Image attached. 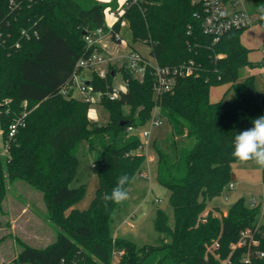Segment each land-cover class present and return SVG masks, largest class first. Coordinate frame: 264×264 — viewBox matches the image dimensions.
<instances>
[{
  "label": "trees",
  "instance_id": "1",
  "mask_svg": "<svg viewBox=\"0 0 264 264\" xmlns=\"http://www.w3.org/2000/svg\"><path fill=\"white\" fill-rule=\"evenodd\" d=\"M129 2L111 30L112 39L120 40L116 33L121 31V20L126 19L132 40L148 44L160 65L193 61L199 73L178 77L172 90L155 95L150 71L139 80L122 70L126 91L114 100L104 95L99 102L109 112L105 124L90 119L91 103L73 96L69 86L77 61L96 47L88 46L85 35L107 28L104 10L116 8L118 0H24L21 14L12 20L15 31L37 22L39 35L11 53H0L3 140L12 120L27 111L25 123L8 141L6 153L2 154L0 147V216L5 214L8 182L21 179L43 193L49 219L57 228L56 239L45 247L19 241L13 263L58 264L65 258L79 264H113L119 247L123 250L120 264H218L208 247L217 240L220 247L216 253L227 257L230 243L258 219L259 205L249 207L241 197L226 215L207 211L208 201L232 180L231 163L239 162L231 156L234 134L251 127V120L264 114V90L256 87L254 76L239 81L241 68L262 64L250 60V49L240 39L244 29L232 30L213 42L203 32L195 15L199 6L192 0ZM253 9H264V0L255 1ZM259 23L264 25V17ZM91 76L95 90L111 88L110 72L105 77L95 72ZM225 83L228 91L233 90L232 100L223 96L211 101V88ZM155 108L171 127V153L154 144L157 176L170 190L174 224L169 225L167 213L157 209L154 228L166 233L169 241L137 246L111 235L110 223L119 203L105 201L102 196L110 193L119 176H128L126 190L143 170L147 158L143 142L137 135H129L128 127L144 125ZM82 142L88 152H97L92 169L99 186L88 208L79 210L72 207L86 185L71 187L70 182ZM262 177L264 183V169ZM5 225L9 226V221ZM261 248L264 250V241ZM244 251L234 250L231 264H264V257L245 263Z\"/></svg>",
  "mask_w": 264,
  "mask_h": 264
},
{
  "label": "rangeland",
  "instance_id": "2",
  "mask_svg": "<svg viewBox=\"0 0 264 264\" xmlns=\"http://www.w3.org/2000/svg\"><path fill=\"white\" fill-rule=\"evenodd\" d=\"M259 1L256 0V2ZM125 21L127 22L126 19ZM106 22L110 23L111 21L107 19ZM121 27L119 33L125 43L124 46L127 49L136 48L150 58V46L145 42L132 40L128 22L124 25L121 24ZM240 39L242 44L250 49L248 55L250 60L263 65L241 68L239 81L253 75L256 87L259 90H264V25L258 22L244 29ZM81 73L88 77L92 75L87 69H83ZM112 85L126 86L122 71L117 70ZM228 87L229 84L226 83L213 86L210 90V100L217 101L223 96L225 100H232L234 93L233 90L228 91ZM73 94L77 97L80 96L76 86ZM156 111L158 114L159 109L157 108ZM156 116L159 117V115ZM89 117L98 124H105L108 122L109 112L102 104L96 102L90 105ZM161 119L162 123L158 126L151 127L149 123L144 126L150 129V135L140 136L147 157L144 168L141 173H137L133 177L126 188L127 198L119 203L110 223L111 235L114 238L130 240L137 246L145 244L157 246L164 241H169V236L166 233L158 232L154 228L157 209L161 208L167 213L169 225L174 224L173 210L169 202L170 190L157 176V153L154 143H157L167 153H171L173 148L169 140L170 124L165 118L161 117ZM134 132L139 134L141 131ZM128 134L133 135L132 132H128ZM87 147L85 142L79 146L77 151L79 162L75 177L70 182L71 187L86 185L85 193L72 207L79 210L88 208L99 186V179L92 169V162L97 152H88ZM231 171L236 174V178L233 180L235 187L223 190L220 195L208 201L207 211L212 210L217 215H226L230 206L240 197L249 207L253 198L262 201L264 194L262 169L251 161L232 162ZM3 207L4 211L12 212L13 220L9 226H6L5 223L8 221L9 215L0 216L2 221V226H0V264H30L28 262H12L20 249L19 241L42 248L52 243L57 236V228L49 219L43 193L25 180L8 182V191L3 201ZM262 223L264 224V218ZM119 250H121L119 247L115 250L113 264H120V257L117 255Z\"/></svg>",
  "mask_w": 264,
  "mask_h": 264
},
{
  "label": "built area",
  "instance_id": "3",
  "mask_svg": "<svg viewBox=\"0 0 264 264\" xmlns=\"http://www.w3.org/2000/svg\"><path fill=\"white\" fill-rule=\"evenodd\" d=\"M110 1V0H109ZM136 1V0H133ZM256 0H192L199 6L195 15L201 20V27L206 35L212 37L213 42H217L221 37L232 31L241 30L253 26L264 17L260 11H255L253 6ZM130 4L129 0H118L116 8L107 7L105 13V28H98L89 34L85 35V40L88 46L95 45V49L86 57L80 58L73 73V84L69 88L73 89L76 86L81 98L91 104L100 102L102 96H107L109 99H116L120 96L121 92L127 89V78L124 77L123 81L126 86L118 85L113 86L107 91L95 90L90 83L91 77L81 73L83 69L89 70L91 73L95 72L100 77H105L109 72L112 74L113 79L116 75L114 66L118 70L128 71L131 77L143 80L147 71H150L153 76L154 94H159L173 89L178 77L189 76L199 73V67L193 61L188 63L184 62L179 65H160L154 57H146L136 48L127 49L120 33H116L119 41L112 39L111 30L116 22L126 12L127 6ZM24 7V0H8L3 4L0 0V53H11L21 47L22 43L31 40L39 35L37 22L29 23L26 26L20 27L17 31L12 27V20H16L18 15L21 14ZM109 19L111 22L107 23ZM125 19L121 20V24ZM126 49V50H125ZM218 56H221L218 55ZM123 73V71H122ZM68 88V89H69ZM65 92V87L63 89ZM72 95L74 96V94ZM77 97V96H76ZM24 107L27 102L24 101ZM155 108L151 118L142 126L134 127L129 126L128 132L133 135L148 136L150 129L144 127L150 124L151 127L158 126L162 123L161 116L157 114ZM27 111H23L21 115L14 118L8 125L6 140H3V130L0 128V147L1 153H6L8 141L14 138L19 127L24 125L25 116ZM156 115H159L157 117ZM140 130L138 134L134 131ZM141 139V138H140ZM235 187L233 180H231L223 190L232 189ZM259 205L260 211L257 221L252 225L240 231L239 237L236 241L231 242L229 245L230 253L225 258H220L216 250L220 247L219 242L215 240L209 247L208 251L211 252L215 258L218 259V264H231V254L236 249H244L243 261L251 263L252 258L264 257V250L261 248L264 241V194L262 201L253 198L250 207ZM206 212L201 216L204 221ZM115 254V252H114ZM123 250L117 252L118 257H121ZM58 264H79L77 260H68L63 258Z\"/></svg>",
  "mask_w": 264,
  "mask_h": 264
},
{
  "label": "clouds",
  "instance_id": "4",
  "mask_svg": "<svg viewBox=\"0 0 264 264\" xmlns=\"http://www.w3.org/2000/svg\"><path fill=\"white\" fill-rule=\"evenodd\" d=\"M264 15V9H260ZM231 156L239 162H253L260 169H264V114L251 120V127L237 131L232 139ZM128 176L117 178L115 187L110 193L104 194L102 199L120 203L127 198L125 185Z\"/></svg>",
  "mask_w": 264,
  "mask_h": 264
},
{
  "label": "crops",
  "instance_id": "5",
  "mask_svg": "<svg viewBox=\"0 0 264 264\" xmlns=\"http://www.w3.org/2000/svg\"><path fill=\"white\" fill-rule=\"evenodd\" d=\"M102 1V0H101ZM106 2H108L109 0H105ZM232 175H234V178H236V174H234V173H232ZM4 208V207H3ZM5 214H6V216L7 215H9V219H8V221H9V223L11 224L12 223V212L10 211V210H6L5 211ZM15 257V256H14Z\"/></svg>",
  "mask_w": 264,
  "mask_h": 264
},
{
  "label": "water",
  "instance_id": "6",
  "mask_svg": "<svg viewBox=\"0 0 264 264\" xmlns=\"http://www.w3.org/2000/svg\"><path fill=\"white\" fill-rule=\"evenodd\" d=\"M262 107H263V110H264V98L262 99ZM235 178H234V175H232V180H234Z\"/></svg>",
  "mask_w": 264,
  "mask_h": 264
}]
</instances>
